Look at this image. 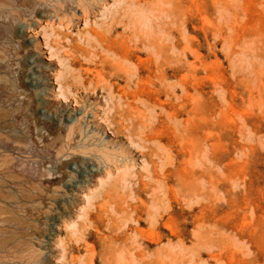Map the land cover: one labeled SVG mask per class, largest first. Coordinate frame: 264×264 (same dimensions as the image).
I'll return each mask as SVG.
<instances>
[{
	"label": "rangeland",
	"instance_id": "obj_1",
	"mask_svg": "<svg viewBox=\"0 0 264 264\" xmlns=\"http://www.w3.org/2000/svg\"><path fill=\"white\" fill-rule=\"evenodd\" d=\"M196 3H118L142 39L115 75L114 54L84 39L113 11L85 20L76 0L19 2L20 22H0V138L35 145L44 175L21 203L0 189V264H264V0ZM174 5L173 22L153 16ZM100 57L98 82L86 69Z\"/></svg>",
	"mask_w": 264,
	"mask_h": 264
},
{
	"label": "bare ground",
	"instance_id": "obj_2",
	"mask_svg": "<svg viewBox=\"0 0 264 264\" xmlns=\"http://www.w3.org/2000/svg\"><path fill=\"white\" fill-rule=\"evenodd\" d=\"M39 1H42V0H0V22H6V21H13V22H16V23L20 22V20L22 19V17H21V14H20L21 9L18 6V3L19 2H23L24 4L25 3L32 4V2H39ZM58 1H63L64 3H68V2H71L72 0H58ZM76 1L78 2L79 6H80V8L82 10V18L85 19V20H91L92 18H96L97 14L99 13L100 10H101V12H104V16H105V12L107 10L113 11L114 17L111 18V22L109 23L110 28H108V29L103 28V27H105V23L103 22L99 26V28L101 30L100 29L99 30H96L94 28H91V30L88 32V36L85 37L84 39L89 44H94L95 45V48H97V49L100 50V53L106 54L107 56H109L110 54H114V62H113V66L112 67H114L115 70H117V71H114V73H112V75H115V74L119 73L118 71H126V68H125V66L122 63H124L125 61L129 60L130 57H131V55H132L130 48L126 44L127 43V40H130L132 37L133 38L136 37V38L142 39V36L139 33L140 30H141V28L137 24L136 19H134L133 13L130 12L127 9V7H125V6L124 7H119L118 3H120L122 0H113V2H114L113 7L114 8L108 7V2H107L108 0H91L90 2H87L88 0H76ZM124 1H126V0H124ZM148 1H151V0H144L145 3L148 2ZM165 3H170L171 4L172 2L171 1H165ZM92 5L95 7V10L92 9V7H91ZM196 6H197L196 0H191V9H196ZM173 7H174L173 11L172 10L169 11V10H165V9L161 8V9H159L158 14H154L153 16H155L156 18H158V20H163V18H161L160 16H162L161 13H164V14L167 15V19H169L170 22H173L176 19L177 15H178L176 13V10L178 9V11H179V8L176 9V7H177L176 5H174ZM156 10L157 9H155V11ZM125 18H126V20L124 21ZM75 19H79V18H77L74 15L71 19L67 20L65 26L62 25V26H60V28L61 27H64L65 29L72 28L73 27L72 22ZM61 21H63V20H61ZM119 25L120 26L121 25H124L125 31H126L125 34H118V35L115 34L116 33V29H117V27ZM56 36L59 37V38H61V39L62 38L64 39L66 37V34H64V33H62V34L58 33V34H56ZM117 44L120 45V46H122V47L125 45V47H124L125 52H124L123 55H120V56L117 55V53L115 51ZM134 44H135V42H134ZM150 45L153 46V48H154L153 50H155L158 55H162L163 54V46L161 44H159L152 37L150 39ZM50 49L52 50V47H50ZM193 53H194V51H193ZM56 55L57 54H54L53 53L50 56L54 57ZM156 58H157V56H156ZM100 59H101V61H100L101 67L99 69H93V70L86 69V71L88 73H92V75L94 76V78L97 79L98 82L105 81L106 80L105 71H106V67H107V65L109 63V60H107V58L100 57ZM195 59H197V57ZM157 60H156V62H157ZM59 61H60V59H59ZM158 70L160 72V78H159V80L164 81V79H165V71H164V64L162 62L158 65ZM139 81H141V80H139ZM103 89H106V86L105 85L103 86ZM122 92H123V90H122ZM59 94L64 98V102H66L67 101V97L65 95V92L62 91V88L61 87H60ZM134 98H136V96H134ZM122 103L125 104V102H122ZM130 110H132V112L136 113L140 117H144L143 116V111L139 110L138 108H131ZM167 118L169 120H172L174 118V115L172 113H167ZM142 120H144V119H142ZM110 124L111 123L108 124V127H109L108 132L114 138H118V136H119V134L121 132L119 130H118V132H114L112 130ZM143 131H141V132H143ZM125 132H126V130H125ZM143 134H145V133H143ZM141 136H143V135H141ZM138 140L141 141L139 138H138ZM144 140H146V139H144ZM2 143H3V156L5 158H4V162L0 165V189H6L8 191V193L11 195V196L8 197V200H9V204L10 205H12L14 203H21V202H23L29 196V194H28L29 193L28 192L29 184L32 183L33 181H36V180L38 181L40 178L44 177L43 170H42V167H41L42 160L39 159V154L37 153V148H36L35 145H32L29 149L23 148V149L17 150V149H15V146L12 143H10L8 140H2ZM153 143H155V142H153ZM131 144L132 145L130 147L134 150V152H138L136 150V148H138V144L136 142H134V141H131ZM152 144H151V146H152ZM144 145H146V144H144ZM146 147H147V145H146ZM102 149H103V151L105 153H107L108 156H109V154H111L110 153L111 151H115V150H113V148H111L107 144L103 145V148ZM156 149H158V147H156ZM151 154H152V152H151ZM189 155H190V153H189ZM27 159H28V161L31 162V164L22 167V163L24 161H26ZM154 162H156V161H154ZM147 171H148V169H147ZM148 173L150 174L149 171H148ZM161 174H163V173H160V175ZM161 178H163V177H161ZM124 180H126V179H123V181ZM30 185H32V184H30ZM56 191H58V190H56ZM30 192H31V190H30ZM39 194L41 195V193H39ZM102 194H103L104 197H109L108 191L103 190L102 191ZM48 195H49V193H48ZM48 195H47V198H48ZM42 196H44V194ZM54 196L51 197V199L52 198L53 199L56 198ZM29 198H32V197H29ZM109 198H111V197H109ZM18 205H21V204H18ZM115 208H117V207H115ZM137 225H138V223H137Z\"/></svg>",
	"mask_w": 264,
	"mask_h": 264
}]
</instances>
